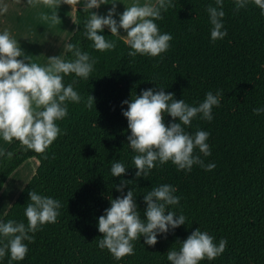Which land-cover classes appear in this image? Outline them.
Returning <instances> with one entry per match:
<instances>
[{"label":"trees","instance_id":"obj_1","mask_svg":"<svg viewBox=\"0 0 264 264\" xmlns=\"http://www.w3.org/2000/svg\"><path fill=\"white\" fill-rule=\"evenodd\" d=\"M171 3L174 7L162 10L163 19L155 23L161 34L173 39L169 50L156 58L130 57L131 48L107 28L99 34L115 41L116 48L95 50L83 34L88 15L83 0L78 4L77 28L68 43L95 60L94 70L88 79L65 76L64 84H73L81 102H66L68 115L56 122L61 133L44 153L15 141L0 157V193L24 162L36 158L40 163L1 223L15 220L27 225L25 207L31 190L59 200L60 215L56 223L30 233L34 242H24L29 251L23 261H11L8 253L0 264H170L168 251L179 250V242L198 228L212 235L217 245L227 240L221 256L201 264H264V113L253 114L254 108L264 107V15L254 4L237 12L233 0H224L222 23L228 35L213 42L207 9L217 6L215 0ZM64 59L74 56L66 51ZM157 87L190 106H198L209 91L223 93L220 105L212 109L211 122L198 115L185 127L191 135L197 130L210 133L211 156L198 149L195 154L205 164L215 163L214 170L194 165L186 172L171 162H157L147 179L137 180L132 160L137 153L128 145L131 132L122 114L127 110L123 101ZM90 95L95 101L91 108ZM172 122L166 115L165 124ZM114 161L128 168L124 176H112ZM121 180L133 181L123 194L133 190L145 220L144 195L162 184L175 187L180 203L167 211L183 214L186 222L166 236L159 235L154 247L141 237L133 242L135 254L117 261L98 247L103 238L98 218L110 208L109 197L121 196L115 187ZM0 242L7 240L0 236Z\"/></svg>","mask_w":264,"mask_h":264},{"label":"clouds","instance_id":"obj_2","mask_svg":"<svg viewBox=\"0 0 264 264\" xmlns=\"http://www.w3.org/2000/svg\"><path fill=\"white\" fill-rule=\"evenodd\" d=\"M235 11L254 4L264 15V0H233ZM29 5L34 0H28ZM49 7H57V0H43ZM81 0H63L72 8ZM216 7L211 5L207 12L210 17L211 40H223L227 35L222 23L225 17L224 0H215ZM108 0H83V9L87 13L84 23V36L93 42L95 50L104 52L114 50L116 42L106 39L99 33L105 28L112 36L123 39L131 51L130 57L147 55L152 58L161 56L170 48L173 37L171 34H161L155 21L162 20V10L174 7L171 0H156L155 4H140L138 0L125 6L122 14L117 15V3H111V10L106 16L97 14L94 9L107 5ZM0 11L7 12V6ZM48 19V17H44ZM59 20L58 15L51 17ZM123 29L126 35H121ZM66 51L73 54L74 59L66 60L62 56L48 58L46 66L31 62L18 42L5 30L0 34V136L6 142L14 139L27 150L44 153L61 133L57 121L68 115L66 102L80 103L81 96L74 90L73 84H64V77L75 74L78 78L88 79L94 70L95 60L87 52H82L76 45L68 43ZM23 57V58H22ZM223 93L215 95L209 91L206 98L198 106H190L184 99H175L174 93L163 88L147 89L140 95L133 96L131 101L125 100L127 110L123 116L128 121L131 135L127 137L128 145L137 153L133 156V164L137 180L145 178L159 164L171 162L179 171L191 172L194 165H199L205 171L215 169V163H208L195 154L198 149L205 157L211 156L210 145L207 143L210 133L197 130L194 135L185 131L193 119L201 115L202 119L212 121V109L221 103ZM94 97L89 96L87 107L93 106ZM264 113V107L253 109L254 115ZM170 116L173 122L165 124V116ZM178 121V122H177ZM128 171L124 163L114 161L111 166L113 177H122ZM133 181L121 180L115 186L121 193L118 198H111L110 208L98 218V231L102 234L98 247L107 249L115 260L119 261L134 255V241L144 238L149 246L158 243L159 235H167L170 230L181 227L186 222L183 214L179 216L173 211H167L168 206L179 205L180 197L177 189L168 184L153 187L144 195L146 209L142 218L135 202L133 190L124 195V188ZM30 202L25 207L27 225L24 222L8 220L0 223V236L7 242L0 246V259L10 253L11 261H23L28 254L29 243L34 242L33 235L42 226L56 223L62 204L59 200L38 194L31 190L28 193ZM179 242V241H178ZM180 243L179 250L174 247L168 251L167 260L170 264H201L202 261H214L221 256L227 247V240L221 239L219 244L207 231L196 229L186 240Z\"/></svg>","mask_w":264,"mask_h":264},{"label":"crops","instance_id":"obj_3","mask_svg":"<svg viewBox=\"0 0 264 264\" xmlns=\"http://www.w3.org/2000/svg\"><path fill=\"white\" fill-rule=\"evenodd\" d=\"M113 2L117 3L116 12L122 14L125 10V6L131 4L133 0H108L109 4L101 5V7L97 9V14L106 16L111 10V3ZM138 2L140 4H155L156 0H138ZM5 5L7 6V12L0 11V34L7 30L18 42L25 57H28L31 62H35L38 57L44 55L45 58L48 59L51 55V50L54 51L55 49V42L65 34L67 26H70L71 29L75 28L74 32L76 31L77 24L75 27L71 19L74 15L76 17L78 5L72 8V6L68 4H63V0H57V5L60 6L53 8L45 5L43 0H34L33 5H29L28 0H0V9ZM54 14L58 15L59 20L53 21L51 19ZM44 17H48V19ZM120 31L121 35L126 34L123 29ZM74 32L68 34V41ZM64 56L62 57L64 58ZM14 141L16 140L14 139L12 142H6L3 140L2 136H0V155L7 150ZM35 167L37 168V165H35ZM19 168L17 172L20 170ZM22 177L19 178L20 182L22 181ZM28 183L29 182L26 181L23 185L26 187ZM2 206H4V203L0 207Z\"/></svg>","mask_w":264,"mask_h":264},{"label":"rangeland","instance_id":"obj_4","mask_svg":"<svg viewBox=\"0 0 264 264\" xmlns=\"http://www.w3.org/2000/svg\"><path fill=\"white\" fill-rule=\"evenodd\" d=\"M119 12H117L116 19L119 20ZM72 24H75L76 27V17H72ZM74 29H71L70 26L66 27L65 34L58 39V41L55 42V49L54 51L51 50L50 57H59L64 56L66 53L65 45L68 42V34H72L74 32ZM126 35V34H124ZM49 57V58H50ZM34 63H37L40 66H46L48 63V59L44 56H40L36 59ZM15 142V141H14ZM13 142V143H14ZM6 151V150H5ZM4 151V152H5ZM4 152L0 155V157L4 154ZM37 165V168L35 167ZM39 167V161L35 158H32L30 160H27L19 169L13 173V175L9 178V180L6 182L3 191L0 194V206L4 203V206L0 207V223L6 216V214L9 211V208L15 203L17 198L20 196L22 191L24 190L25 186L23 185L24 182H29L30 179L34 176L36 173V170ZM23 175V177H22ZM22 177V181H19V178Z\"/></svg>","mask_w":264,"mask_h":264}]
</instances>
